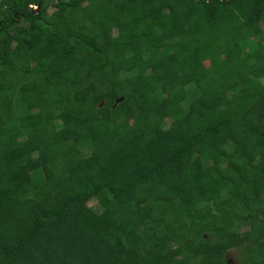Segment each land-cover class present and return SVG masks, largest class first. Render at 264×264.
<instances>
[{"label": "trees", "instance_id": "obj_1", "mask_svg": "<svg viewBox=\"0 0 264 264\" xmlns=\"http://www.w3.org/2000/svg\"><path fill=\"white\" fill-rule=\"evenodd\" d=\"M260 23L264 0H0V264H264Z\"/></svg>", "mask_w": 264, "mask_h": 264}, {"label": "rangeland", "instance_id": "obj_2", "mask_svg": "<svg viewBox=\"0 0 264 264\" xmlns=\"http://www.w3.org/2000/svg\"><path fill=\"white\" fill-rule=\"evenodd\" d=\"M52 10L49 9L47 12L48 14L51 12ZM262 26V27H261ZM255 33H259V32H264V24L260 23L259 27L256 28L255 27ZM114 32H115V29H114ZM150 37L152 38V35H150ZM155 42L157 40H154ZM19 152L21 151V149H18ZM88 205L90 206H93V207H98L97 205V200L94 198V199H91L89 202H88ZM144 215H146L148 212L145 210L143 211ZM226 259H227V263L228 264H238V260H237V255H236V252H235V249H230L226 252V255H225Z\"/></svg>", "mask_w": 264, "mask_h": 264}]
</instances>
